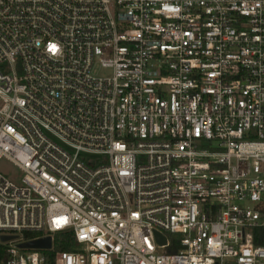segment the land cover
Instances as JSON below:
<instances>
[{"label":"built area","instance_id":"obj_1","mask_svg":"<svg viewBox=\"0 0 264 264\" xmlns=\"http://www.w3.org/2000/svg\"><path fill=\"white\" fill-rule=\"evenodd\" d=\"M0 159L2 264H264V0H0Z\"/></svg>","mask_w":264,"mask_h":264},{"label":"trees","instance_id":"obj_2","mask_svg":"<svg viewBox=\"0 0 264 264\" xmlns=\"http://www.w3.org/2000/svg\"><path fill=\"white\" fill-rule=\"evenodd\" d=\"M24 239H31L36 236V234H24ZM253 242L255 245L264 247V226L255 228L253 230ZM73 246V239L71 232H62L57 233L54 236V248L55 251H69ZM175 251L174 249L171 252ZM46 255H50L51 253L45 252ZM6 259L5 249L0 246V264H2Z\"/></svg>","mask_w":264,"mask_h":264},{"label":"water","instance_id":"obj_3","mask_svg":"<svg viewBox=\"0 0 264 264\" xmlns=\"http://www.w3.org/2000/svg\"><path fill=\"white\" fill-rule=\"evenodd\" d=\"M156 238L159 240V242L165 243V237H162L160 234H155ZM16 236H0V242H8L16 240ZM18 248L23 250H41V251H48L51 248V238L45 237V238H39L31 241H26L23 243L17 244Z\"/></svg>","mask_w":264,"mask_h":264},{"label":"rangeland","instance_id":"obj_4","mask_svg":"<svg viewBox=\"0 0 264 264\" xmlns=\"http://www.w3.org/2000/svg\"><path fill=\"white\" fill-rule=\"evenodd\" d=\"M0 173L17 184H19V179L22 175V172L6 159H0Z\"/></svg>","mask_w":264,"mask_h":264}]
</instances>
